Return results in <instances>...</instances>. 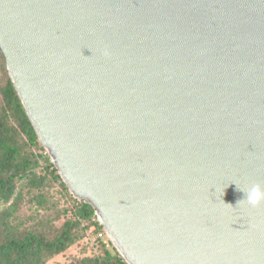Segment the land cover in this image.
<instances>
[{
  "label": "water",
  "instance_id": "95a60500",
  "mask_svg": "<svg viewBox=\"0 0 264 264\" xmlns=\"http://www.w3.org/2000/svg\"><path fill=\"white\" fill-rule=\"evenodd\" d=\"M0 51L127 264H264V0H0Z\"/></svg>",
  "mask_w": 264,
  "mask_h": 264
},
{
  "label": "trees",
  "instance_id": "16d2710c",
  "mask_svg": "<svg viewBox=\"0 0 264 264\" xmlns=\"http://www.w3.org/2000/svg\"><path fill=\"white\" fill-rule=\"evenodd\" d=\"M0 59V203L6 204L0 210V264H44L81 237L87 250L75 264H127L111 240L106 244L97 236L103 227L94 220V208L76 199L63 182L21 104L1 51ZM52 183H58L65 197L66 217L49 233L36 228L20 231L11 221L19 199L31 194L30 204L47 210Z\"/></svg>",
  "mask_w": 264,
  "mask_h": 264
},
{
  "label": "rangeland",
  "instance_id": "374dc122",
  "mask_svg": "<svg viewBox=\"0 0 264 264\" xmlns=\"http://www.w3.org/2000/svg\"><path fill=\"white\" fill-rule=\"evenodd\" d=\"M2 60L0 59V65ZM0 85L2 84L3 72L0 67ZM46 153L47 150H44ZM31 194L23 196L19 199L17 208L11 217L12 224L17 223L20 231L36 229H45L49 233L55 226L60 225L64 220L62 210L67 206L65 197L57 184H51L48 188V198L50 207L47 210H40L30 204ZM6 204L0 203V210ZM85 239L81 237L74 245H72L64 253L49 257L44 264H75L82 255L83 250H87L83 246ZM111 247V246H110Z\"/></svg>",
  "mask_w": 264,
  "mask_h": 264
},
{
  "label": "clouds",
  "instance_id": "9594fccd",
  "mask_svg": "<svg viewBox=\"0 0 264 264\" xmlns=\"http://www.w3.org/2000/svg\"><path fill=\"white\" fill-rule=\"evenodd\" d=\"M245 195L248 202L255 206L264 200V189H261L259 185H254Z\"/></svg>",
  "mask_w": 264,
  "mask_h": 264
},
{
  "label": "built area",
  "instance_id": "2783aa9c",
  "mask_svg": "<svg viewBox=\"0 0 264 264\" xmlns=\"http://www.w3.org/2000/svg\"><path fill=\"white\" fill-rule=\"evenodd\" d=\"M94 220H98V217H97L96 213H95V218H94ZM98 221H99V220H98ZM97 236H98L99 238L103 239L104 242H105L106 244L108 243V240H110L109 237L107 236V234H106V232H105L104 229H103V230H100V231L97 233Z\"/></svg>",
  "mask_w": 264,
  "mask_h": 264
}]
</instances>
